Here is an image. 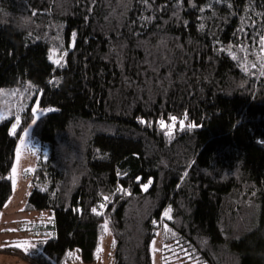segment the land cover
Wrapping results in <instances>:
<instances>
[{
	"label": "trees",
	"instance_id": "16d2710c",
	"mask_svg": "<svg viewBox=\"0 0 264 264\" xmlns=\"http://www.w3.org/2000/svg\"><path fill=\"white\" fill-rule=\"evenodd\" d=\"M260 36L264 0H0V89L30 82L55 108L30 129L26 202L54 236L26 258L93 263L107 220L112 264H152L162 222L201 264H264ZM32 120L0 122V211Z\"/></svg>",
	"mask_w": 264,
	"mask_h": 264
},
{
	"label": "rangeland",
	"instance_id": "374dc122",
	"mask_svg": "<svg viewBox=\"0 0 264 264\" xmlns=\"http://www.w3.org/2000/svg\"><path fill=\"white\" fill-rule=\"evenodd\" d=\"M53 60V53L51 51ZM38 93L30 82L22 87L0 89V122L9 120V132L14 134L12 124L17 123L16 117L26 110H39L33 116L37 119L43 114L54 111L52 106L41 107L38 104ZM33 114V113H32ZM19 124V123H18ZM17 124V126H18ZM31 125L32 122L30 123ZM173 129L174 123H167ZM25 135L23 131L18 140L14 153L11 177L14 184L13 193L0 211V264H35L29 257L41 252L44 242L54 236L53 214L50 210H35L27 207V196L32 187L33 171L40 153H45V147L35 142L30 136V129ZM170 132L167 127H164ZM13 168L15 171L13 172ZM165 222L161 223L159 232L151 244L152 264H201L196 257L184 248L176 249L174 241H166V236H175L172 229ZM176 238V237H175ZM179 247V246H178ZM113 241L109 226L104 223L99 232V243L96 250L95 262L90 264H112ZM10 254L13 258L3 254ZM23 256V257H22ZM28 257V258H26ZM29 263H26L25 261ZM57 264H86L79 258L76 250L68 251L63 261Z\"/></svg>",
	"mask_w": 264,
	"mask_h": 264
},
{
	"label": "snow or ice",
	"instance_id": "6c2138e0",
	"mask_svg": "<svg viewBox=\"0 0 264 264\" xmlns=\"http://www.w3.org/2000/svg\"><path fill=\"white\" fill-rule=\"evenodd\" d=\"M73 35H75V33H74ZM259 42H260V45H261V49L264 50V36H260V37H259ZM233 56H235V53H233ZM51 58H52V57L49 56V59H51ZM55 63L58 64L59 61L57 60V61H55ZM245 71H247V69H245ZM261 74L264 75V68H262ZM38 110H39L38 108H33V109H32L33 116H35V114L37 113ZM172 119L175 120L176 118H175V117H172ZM16 121H17V123L12 124V130H13V131L17 128V124H18L19 121H20V117H19V116L16 117ZM34 123H36V120H35V119L32 120V124H34ZM160 124H161L162 127H167L169 131L172 130L170 126L165 125V123H164L163 120L160 121ZM31 126H32V125L29 124V128H30ZM194 126H195V125H188L189 128L194 127ZM24 132H25V135H26V134L28 133V128H25V129H24ZM23 139H24V137L22 136V137H21V141H23ZM14 171H15V168H13V172H14ZM137 179H139V178H137ZM144 187L146 188L147 185H144ZM104 200L107 201V200H108V197L105 196V197H104ZM104 207H106L105 204H103V203L100 204V208H104ZM91 211H92L93 213H97V208L93 207V208L91 209ZM169 211H170V208H165V209L163 210L162 215L165 216V217H167V218L170 220L171 217L169 216ZM97 214H99V213H97ZM153 223L155 224L156 221H153ZM107 225H108V222H107V220H105V221H104V227H105V229H107ZM165 227H167V226H165Z\"/></svg>",
	"mask_w": 264,
	"mask_h": 264
},
{
	"label": "crops",
	"instance_id": "0c3cea01",
	"mask_svg": "<svg viewBox=\"0 0 264 264\" xmlns=\"http://www.w3.org/2000/svg\"><path fill=\"white\" fill-rule=\"evenodd\" d=\"M3 255H7V256H10V257H14V256H12L13 255V253H12V255H10L9 253L8 254H3ZM23 261H25L26 263H29V262H27L26 260H23ZM1 264H9V262L8 261H4V262H1ZM30 264V263H29Z\"/></svg>",
	"mask_w": 264,
	"mask_h": 264
}]
</instances>
